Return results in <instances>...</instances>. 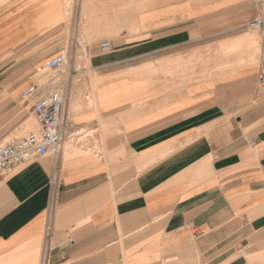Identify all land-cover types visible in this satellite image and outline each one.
Wrapping results in <instances>:
<instances>
[{"label": "crops", "instance_id": "1", "mask_svg": "<svg viewBox=\"0 0 264 264\" xmlns=\"http://www.w3.org/2000/svg\"><path fill=\"white\" fill-rule=\"evenodd\" d=\"M239 1L163 3L59 72L67 138L0 176V264H264L258 31L223 23L212 42L188 25ZM22 45L0 63L37 71L55 57Z\"/></svg>", "mask_w": 264, "mask_h": 264}, {"label": "rangeland", "instance_id": "2", "mask_svg": "<svg viewBox=\"0 0 264 264\" xmlns=\"http://www.w3.org/2000/svg\"><path fill=\"white\" fill-rule=\"evenodd\" d=\"M1 1L0 50L22 41L21 52L28 53L36 50L38 54L45 56L48 54L63 56L68 64L63 70H71L73 60L77 62L74 64L75 69L87 66L89 56L99 50L94 46H88L92 40L101 37L112 38L114 35L119 36L122 32H134L140 18L149 17L154 20L156 12L163 3L190 4L194 8L208 7L211 4L214 8L220 2V0ZM234 1L229 0V2ZM240 1L241 4L238 6L233 3L222 12L205 17H203L204 14L194 16L196 20L188 24L196 29L193 37H211L213 42L225 37L219 35L218 29L221 24L224 23L230 27L235 22L241 21L242 29L239 32L257 30L261 45L259 52L260 48L264 52V40L261 33L252 27L253 22L264 14V2L262 0ZM16 2H23L19 6L21 9L16 8L7 12ZM11 60L10 56L6 62L0 63V146L13 143L30 134H39V125L32 111L34 102L23 100L18 88L27 85L28 77L37 73L46 77L45 81L47 80L44 67L40 66L36 69L37 71L28 70V64L25 61L19 65L16 64L13 69ZM22 70H24L23 73H21ZM29 121L31 129L26 128V123Z\"/></svg>", "mask_w": 264, "mask_h": 264}, {"label": "built area", "instance_id": "3", "mask_svg": "<svg viewBox=\"0 0 264 264\" xmlns=\"http://www.w3.org/2000/svg\"><path fill=\"white\" fill-rule=\"evenodd\" d=\"M252 27L260 31L264 40V14L253 22ZM110 47L108 42L101 45L103 51H108ZM67 65L63 56L53 57L44 66L47 80L23 92V100L34 102L32 111L39 125V134H30L23 139L0 146V176H9L17 166L32 157L47 156L50 148L56 149L66 140L67 133L61 120V108L65 96L63 90H58L55 81L59 72ZM260 81L264 86V74H261Z\"/></svg>", "mask_w": 264, "mask_h": 264}, {"label": "bare ground", "instance_id": "4", "mask_svg": "<svg viewBox=\"0 0 264 264\" xmlns=\"http://www.w3.org/2000/svg\"><path fill=\"white\" fill-rule=\"evenodd\" d=\"M30 121L26 123V125L29 127Z\"/></svg>", "mask_w": 264, "mask_h": 264}]
</instances>
